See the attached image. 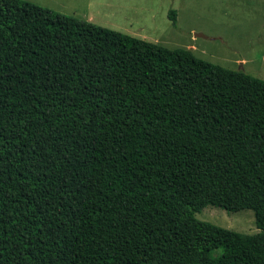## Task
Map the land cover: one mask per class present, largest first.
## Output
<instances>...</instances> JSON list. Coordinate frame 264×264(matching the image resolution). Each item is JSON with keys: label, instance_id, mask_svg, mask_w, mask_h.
Masks as SVG:
<instances>
[{"label": "trees", "instance_id": "trees-1", "mask_svg": "<svg viewBox=\"0 0 264 264\" xmlns=\"http://www.w3.org/2000/svg\"><path fill=\"white\" fill-rule=\"evenodd\" d=\"M0 264H264V80L0 0Z\"/></svg>", "mask_w": 264, "mask_h": 264}, {"label": "rangeland", "instance_id": "rangeland-1", "mask_svg": "<svg viewBox=\"0 0 264 264\" xmlns=\"http://www.w3.org/2000/svg\"><path fill=\"white\" fill-rule=\"evenodd\" d=\"M26 1L170 48H187L197 57L264 80V0ZM170 10L176 11L175 24ZM256 197L251 182L242 181L229 199L231 209L207 205L195 216L255 233ZM232 200L246 207L233 208Z\"/></svg>", "mask_w": 264, "mask_h": 264}, {"label": "water", "instance_id": "water-1", "mask_svg": "<svg viewBox=\"0 0 264 264\" xmlns=\"http://www.w3.org/2000/svg\"><path fill=\"white\" fill-rule=\"evenodd\" d=\"M196 35H200V34H196Z\"/></svg>", "mask_w": 264, "mask_h": 264}]
</instances>
